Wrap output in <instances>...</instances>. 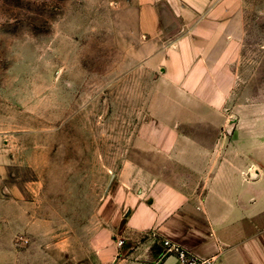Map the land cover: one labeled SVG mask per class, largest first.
I'll use <instances>...</instances> for the list:
<instances>
[{
    "label": "rangeland",
    "instance_id": "374dc122",
    "mask_svg": "<svg viewBox=\"0 0 264 264\" xmlns=\"http://www.w3.org/2000/svg\"><path fill=\"white\" fill-rule=\"evenodd\" d=\"M239 19L235 112L264 92V0H244ZM144 46L133 0H0V175L38 210V264H92L113 184L152 158L140 126L178 111L133 54Z\"/></svg>",
    "mask_w": 264,
    "mask_h": 264
},
{
    "label": "crops",
    "instance_id": "0c3cea01",
    "mask_svg": "<svg viewBox=\"0 0 264 264\" xmlns=\"http://www.w3.org/2000/svg\"><path fill=\"white\" fill-rule=\"evenodd\" d=\"M243 9L244 0H133L146 44L133 54L160 71L157 87L178 111L140 126L152 158L113 184L92 264H177L165 240L213 264H264V92L242 95L240 112L228 107ZM37 214L0 175V264H38Z\"/></svg>",
    "mask_w": 264,
    "mask_h": 264
},
{
    "label": "built area",
    "instance_id": "2783aa9c",
    "mask_svg": "<svg viewBox=\"0 0 264 264\" xmlns=\"http://www.w3.org/2000/svg\"><path fill=\"white\" fill-rule=\"evenodd\" d=\"M123 241H120L122 243ZM165 253L175 254L177 257V264H213L214 259L202 258L192 251L182 247L181 245L171 241L165 240Z\"/></svg>",
    "mask_w": 264,
    "mask_h": 264
}]
</instances>
